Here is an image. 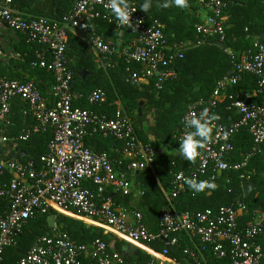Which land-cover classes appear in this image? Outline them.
Wrapping results in <instances>:
<instances>
[{
  "label": "built area",
  "instance_id": "obj_1",
  "mask_svg": "<svg viewBox=\"0 0 264 264\" xmlns=\"http://www.w3.org/2000/svg\"><path fill=\"white\" fill-rule=\"evenodd\" d=\"M193 1L206 11L204 21L194 27L196 45L209 40L223 43L226 38L225 0ZM109 3L110 0H76L72 10L57 20L26 17L14 8L13 0H0V23L21 34L27 43L40 47L33 52L30 67L46 70L54 77L52 101L41 96L33 81L0 78V142L12 144L14 155H17L18 141L25 142L32 134L52 133L48 153L40 158L39 167L16 157L0 161V198L8 202L7 209L0 213V261L4 250L15 245V239L22 234L28 220L37 213L53 210L65 217L91 222L105 234L141 250L150 258L147 264H181L171 258L170 248L178 246L183 235L193 245L183 253L196 264L208 263L204 257L206 249L218 260L227 259V264H261L264 260V211L258 215L257 222L242 225L241 217L246 213V207L241 201L198 212L180 210L177 203L190 188L185 180L206 182L202 190L206 191L207 184H212L222 173L245 169L262 153L264 45L254 42L251 50L231 56L230 72L217 81L211 95L187 105L181 118L179 141L194 130L186 126V119L190 120L193 114L200 118L205 110L210 118L224 101L240 118L230 127L208 120L211 132L198 152L197 166L190 172L173 174L171 188L164 195L166 204L158 217V232L152 233L143 223L140 212L114 207L112 197L143 195L134 175L153 169L155 151L138 139L133 122L122 108H116L113 116L108 118L74 106L79 100L102 104L106 95L101 90L86 96L72 90V72L66 58L67 34L70 30L82 32L101 18L118 30L134 34V42L122 51L121 57L128 66L135 65L139 70L128 68L126 82L138 86L146 81L157 91L174 76L173 64L183 58L187 47L182 43L168 47L163 24L149 19L142 8L130 1L125 0L129 23L121 25L107 7ZM93 46L102 55L112 54L114 50L110 43L100 38L93 39ZM9 58L22 60L19 54ZM245 75L256 77L257 89L252 94H229V89ZM252 98L260 101H252ZM15 99L26 104L23 115L30 117L34 124L22 129L14 138L8 136L7 129L12 125L10 113ZM241 129L248 132L250 147L241 161L235 162L233 141ZM93 133L120 142L115 163L107 152H95L85 146V138ZM221 164L227 167H221ZM178 176L181 179H177ZM240 178L247 181L250 177L240 174ZM159 241L165 244L161 252L151 247ZM84 261L123 264L118 255L107 253L104 242L78 244L61 233L39 238L21 257L19 264H86Z\"/></svg>",
  "mask_w": 264,
  "mask_h": 264
},
{
  "label": "trees",
  "instance_id": "obj_2",
  "mask_svg": "<svg viewBox=\"0 0 264 264\" xmlns=\"http://www.w3.org/2000/svg\"><path fill=\"white\" fill-rule=\"evenodd\" d=\"M27 1L31 6L35 0ZM54 1L55 5H60V8L53 10L52 18H60L64 11H69L73 7L76 0ZM131 1L140 8L148 3L150 7L146 11L147 17L166 23L169 27L168 30L176 33L175 40L183 43L186 40L194 38L195 41L197 39L195 29L192 30V27L191 29L182 27L183 31L181 33L176 31L181 17L174 16L172 21L169 17L172 11L179 10L180 13L182 8L176 6L174 0ZM259 1L261 0H251L245 5H236L234 0H225L227 11L230 14L225 29L226 38L223 42L225 48L220 49L211 45V40L201 45H196V42L193 41L194 44L191 47L186 46L183 58L173 64L174 76L164 83L160 91L155 90L152 84L144 89H139L137 86L127 83V69L139 70V68L135 65L128 66L122 57L115 58L117 64L97 69L96 65L91 62L92 59L87 54L84 43L67 34L66 58L68 69L72 72V90L85 96L95 90H101L106 95V101L102 104H89L85 100H79L74 103V106L91 111L96 115H106L111 118L116 110V104H120L122 110L133 122L137 137L144 144H149L155 151L153 170L141 171L137 175L138 180L136 182L140 185L143 195L138 196L134 202L136 210L142 215L143 223L151 232L157 230L158 217L166 204L161 189L169 192L174 173L179 171L190 172L197 166V158L195 161H188L178 153L182 141L178 140L182 127L181 118L187 105L202 98L206 99L211 95L217 81L230 72L231 56H237L238 49L241 48L239 53H243L251 50L254 42L264 45V39H254L256 32L254 28L259 26L260 30L264 31L263 12H253L255 8L263 10V5ZM188 2L194 3L193 0H188ZM165 3H168L169 6L164 7ZM96 26L102 31H108V35L122 31L116 29L114 25L108 24L104 18L96 20L87 28L92 27V29H95ZM245 28H248L250 35L246 40H243ZM166 33L167 29H164L165 36ZM132 37H135L134 34L129 32V38ZM22 44L21 49L17 51L22 54L26 52V55H23L22 61L18 63L12 60L7 65H0V77L10 80L33 81L37 83L40 93L45 94L43 86L53 87L54 77L46 70L30 67L34 58L33 52L40 49V47L27 43L24 37ZM227 48L232 52L226 53ZM82 72L86 73L85 78H83ZM255 89H257L256 77L245 75L236 86L229 89L228 93L233 95L241 91L251 93ZM259 101L260 99H256V102ZM147 106H151L150 113L144 112ZM228 106L229 103L224 101L219 104L213 113V116L218 117L215 121L225 127H230L240 118L233 110H229ZM25 107L26 104L20 99L12 101V123L14 122V126L20 129H28L34 123L29 117L23 116ZM146 123L149 125L148 130L143 128ZM194 131L195 129L192 132ZM51 139L52 133L46 132L32 134L25 142L18 141L16 144L17 149L25 154L21 162L31 161L36 167H39L41 164L40 158L48 153V145ZM196 139L201 140L202 143L204 142L200 137H196ZM84 144L95 152H107L114 163L118 158V154L114 155L113 153V156L108 149L112 145L117 148L121 146L120 142L113 138L104 137L98 133L86 137ZM233 145V160L239 162L250 147V136L245 129H241L237 133ZM201 150L202 148L197 149L198 152ZM14 156L13 153L10 154V158ZM240 174L249 175V180L243 181ZM244 182L255 184L254 190L246 198L242 192ZM211 185H214V187H209L206 191L197 192L193 190L191 192V188H189L187 193L179 197L177 208L183 211L198 212L206 209L215 210L234 201H241L246 207V213L241 217V224L249 225L252 223L256 213L264 211V145L262 153L255 156L247 168L236 172H224ZM89 188L94 189L92 186H89ZM122 198L126 200L127 204L131 203V197ZM7 206V200L0 198V213H3ZM52 214L56 216V228L54 230L49 228L46 222L47 217ZM54 233L66 234L72 241L83 245L92 244L96 240L102 241L107 246V253L118 255L123 260V264H147L150 260L144 252L124 243L113 235L105 234L97 227L86 225L51 210L46 214L37 213L32 219L28 220L22 234L15 239V245L4 250L0 264H19L22 257L20 252H27L39 238ZM113 240L115 241V252H112L109 247ZM197 245L199 248H203L199 243ZM151 247L156 251H161L164 244L159 241V243H153ZM186 248H193V245L183 235L179 238L178 246L170 248L171 258L181 264H196V261L191 260L183 253ZM204 257L208 261L207 264H227L228 261L227 259L218 260L214 258L208 249L204 251ZM84 262L95 264L93 261L90 263L89 261ZM200 264L204 263L200 262ZM261 264H264V260Z\"/></svg>",
  "mask_w": 264,
  "mask_h": 264
},
{
  "label": "crops",
  "instance_id": "obj_3",
  "mask_svg": "<svg viewBox=\"0 0 264 264\" xmlns=\"http://www.w3.org/2000/svg\"><path fill=\"white\" fill-rule=\"evenodd\" d=\"M126 1H130V0H126ZM250 1L251 0H234V3L236 5H239V4H244L245 5V3L247 4V2H250ZM259 2L262 3V5H263L262 9L263 10H261V9L257 10L258 8H255V10L253 12H256V11L257 12H263L262 16L264 17V0H261ZM13 6H14V8L16 10H18L21 14H23L26 17H28V16L47 17V18L57 19V20L62 19L73 8V7H71V9L69 11H64L63 15L60 18H52L53 10H57L58 8H60L59 4L55 5V1L54 0H35L31 4V6H29V2L27 0H13ZM20 8H22V10H20ZM174 16L175 17H177V16L181 17V20L178 22V26L176 27V29H177L176 31L181 33V31H183L182 27H186V29H191V27H192V30H193V28L196 25L201 24L204 21V18L206 16V11H205V9L199 8L196 5L195 2L192 3V4L190 2H188V7L187 8H182L180 13H179V10L172 11V13L170 14L169 19L172 21L174 19ZM229 19H230V14L227 11V4H226V10H225V24H226V28H227V24L229 22ZM162 24L164 26V29L165 30L167 29L166 44H167L168 47L171 48L175 44H178V43L182 42V41L175 40V38L177 37V35H175L176 33L168 30L169 27H168V25L166 23L165 24L162 23ZM254 29L256 31L254 39H257V40L258 39L259 40L264 39V31L260 30L259 26H257ZM68 34H70L71 36L75 37L76 39H78L79 41L84 43L85 48L87 49V54L91 57V59H92L91 62L96 65L97 69L106 68L109 65L117 64V60L115 58L121 57L122 51L124 49L128 48L134 42V38H135V37L134 38L133 37L129 38V32H125V31L115 32V34H109L108 35V31H102V29L97 28V26L95 27V29H92V27L91 28H87L86 27V29H84V31H82V32H76L74 30H70L68 32ZM114 35H115V38H114ZM249 35H250V33H249L248 28H245L244 29V35H243L244 38H243V40H246L249 37ZM95 38H100L104 42L110 43L113 46V48H114V50L112 51V54H109V55L100 54L95 49V47L93 46V39H95ZM195 39H196V37H195ZM22 41H23V37L21 35L12 32L4 24L0 23V65L1 66L9 64V62L12 61V60L17 62V63L20 62L19 60L10 59L9 58L10 55L19 54V55H21L22 58H23V55H26V52H24L22 54V53H20V51H17V50L21 49V46L23 45ZM193 41H194V38L192 40H186L182 44H184L187 47H191L194 44V42H195V41L194 42ZM213 41H216V40H211V42H213ZM224 48H225V45H224ZM240 49L237 50V55H241V54L244 53V52L243 53H239V51H241ZM230 52H232V51L227 48L226 49V53H230ZM82 76H83V78H85L86 77V73L82 72ZM0 78H3V77H0ZM12 80H19V79H12ZM149 86H150L149 83H147L146 81H142V82H140V84L137 87L139 89H144V88L149 87ZM43 87L45 89V94L44 93L43 94L40 93L41 96L43 98L47 99V100H51L52 101L53 100V87L52 86L51 87H46L45 85ZM254 91L255 90H252L251 93H248V91H241L239 93L240 94H252ZM256 99L257 98H252V101L253 100L256 101ZM105 101H106V98H105ZM116 105H117L116 108H122L120 104L117 103ZM10 119H11V113H10ZM11 121H12V119H11ZM21 131H22V129H20L17 126H14V122H13L12 125L7 129V134H8V136H10V137L12 136V137L15 138L17 136V134H19V132H21ZM48 132H50V131H48ZM110 138H112V137H110ZM14 150L15 149L12 147V144H8V143L6 144V143H1L0 142V161L1 160L2 161H6V160L10 159V154H12V153H13V156H14V154H15ZM16 150L19 151V152L21 151V150H18L17 147H16ZM108 151L110 153H112V155H113V153L115 155V154H118L119 148L114 147V145H112L111 147H109ZM18 153H17V155H18ZM23 154H24V152H23ZM17 155H15L14 157H16ZM24 157H25V154L23 155V158ZM21 159H19V160H21ZM138 174L139 173L134 175L135 181L138 180V177H137ZM161 192L163 193V195H165L167 193L166 190H163V189H161ZM131 198H132L131 203L127 204L126 200H124L121 196L114 195L112 197L113 205L116 208H125L127 210H135V211H137L136 208H135V204H134V202L137 200V196H132ZM178 203H177V205H178ZM137 212H139V211H137ZM259 214H260L259 212L256 213L255 217L253 218L252 223L258 221L257 217H258ZM77 221H79V220H77ZM80 222H82V223H84L86 225H90V226L96 227L94 224H92L91 222H88V221H80ZM157 232H158V227H157V230L155 232H152V233H157ZM157 243H159V242H157ZM163 244H164V242H163ZM164 247H165V244H164ZM164 247H163V249H164ZM161 251H157V252H161Z\"/></svg>",
  "mask_w": 264,
  "mask_h": 264
},
{
  "label": "clouds",
  "instance_id": "obj_4",
  "mask_svg": "<svg viewBox=\"0 0 264 264\" xmlns=\"http://www.w3.org/2000/svg\"><path fill=\"white\" fill-rule=\"evenodd\" d=\"M176 6L180 8H187L188 7V0H174ZM164 7H168L169 4L165 3ZM111 13L116 17V19L120 22L121 25L129 23V15L127 12V4L125 0H110L109 5H107ZM150 5L145 3L142 6L143 11H147ZM218 117L212 116L207 117V110L203 112L200 118H196L193 114L190 120L186 119V126L194 128V132H188L185 134L184 138L182 139L178 153L184 156L188 161H195L196 157L199 155L197 149L203 148L204 143L201 140L196 139V137H200L203 141H207L209 139V134L211 132V128L208 127V120H215ZM204 121L203 123L201 121ZM221 167H227V165L221 164ZM177 179H181L180 176ZM185 183L189 185V187L195 191H202L206 186V182H199L197 183L195 180H185ZM208 187H214V185L207 184Z\"/></svg>",
  "mask_w": 264,
  "mask_h": 264
},
{
  "label": "water",
  "instance_id": "obj_5",
  "mask_svg": "<svg viewBox=\"0 0 264 264\" xmlns=\"http://www.w3.org/2000/svg\"><path fill=\"white\" fill-rule=\"evenodd\" d=\"M211 45H214V46H217L221 49L224 48V44L222 42H219V41H213L211 42ZM23 152L20 151L18 153V155L16 156V159H21L23 158ZM255 188V184L253 182H248V183H244L242 184V192H243V196L246 198L249 196V194L254 190ZM47 225L49 228L51 229H55L56 228V216L54 214L52 215H49L47 217ZM114 245H115V241L113 240L110 244H109V247L110 249L112 250V252H115V248H114ZM21 256H23L25 254V252H20Z\"/></svg>",
  "mask_w": 264,
  "mask_h": 264
},
{
  "label": "rangeland",
  "instance_id": "obj_6",
  "mask_svg": "<svg viewBox=\"0 0 264 264\" xmlns=\"http://www.w3.org/2000/svg\"><path fill=\"white\" fill-rule=\"evenodd\" d=\"M144 112H146V113H150V112H151V106H147V107L144 109ZM139 127L142 128L141 125H139ZM143 128L148 130V129H149V125L146 123V124L143 125Z\"/></svg>",
  "mask_w": 264,
  "mask_h": 264
}]
</instances>
